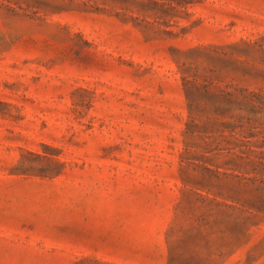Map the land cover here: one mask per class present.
Instances as JSON below:
<instances>
[{
    "label": "rangeland",
    "instance_id": "1",
    "mask_svg": "<svg viewBox=\"0 0 264 264\" xmlns=\"http://www.w3.org/2000/svg\"><path fill=\"white\" fill-rule=\"evenodd\" d=\"M0 264H264V0H0Z\"/></svg>",
    "mask_w": 264,
    "mask_h": 264
}]
</instances>
